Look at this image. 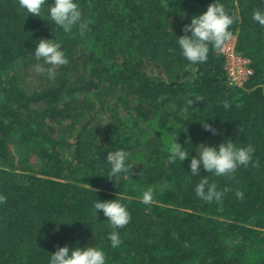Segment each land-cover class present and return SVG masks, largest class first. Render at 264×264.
<instances>
[{"label": "trees", "instance_id": "1", "mask_svg": "<svg viewBox=\"0 0 264 264\" xmlns=\"http://www.w3.org/2000/svg\"><path fill=\"white\" fill-rule=\"evenodd\" d=\"M221 2L241 18L231 28L251 70L241 86L228 84L218 49L193 65L176 43L212 0H79L83 35L55 25L47 5L46 20L0 0V264H48L58 246L86 244L102 247L107 264H264V26L251 19L264 3ZM41 38L59 40L68 59L54 80L35 72ZM175 133L189 151L181 164L167 160ZM224 139L250 144L252 162L231 176H192L195 147ZM117 148L133 166L111 180L106 155ZM202 176L221 200L195 195ZM116 196L131 221L112 248L92 207Z\"/></svg>", "mask_w": 264, "mask_h": 264}, {"label": "clouds", "instance_id": "2", "mask_svg": "<svg viewBox=\"0 0 264 264\" xmlns=\"http://www.w3.org/2000/svg\"><path fill=\"white\" fill-rule=\"evenodd\" d=\"M264 3V0H261ZM47 5V18H50L55 25L63 29L65 33L72 32L73 28L79 29L83 35L89 28V21L82 19V10L79 0H19V6L27 14L46 19L42 12ZM238 11L229 12L221 0H212L206 10L190 17V23L184 25L183 35L177 37V45L182 57L193 65L207 62L210 46L222 49L227 41L232 38L231 28L240 20ZM251 19L259 25L264 26V8L257 7L251 13ZM47 20V19H46ZM34 55L41 59L43 63L35 65V72L46 73L49 80H54L57 69L68 64V59L62 44L56 38H41L36 40ZM49 67H45V66ZM199 98H197L198 101ZM193 104V100H189ZM224 107H229L224 103ZM202 127L217 135V129L211 124L202 121ZM173 134V133H172ZM195 155L189 159V169L191 175H198L201 168L207 173L215 176H231L240 167H247L252 162L254 148L249 145H238L232 139H224L218 145H208L201 143L195 147ZM189 158V151L182 147L176 138L168 147L167 160L169 164L177 161L183 162ZM106 160L110 165L108 178H119L121 173L130 175L131 167L128 162V153L124 148H117L108 151ZM195 195L202 201L211 203L222 199L224 193L217 190L214 183H209L207 176H202L200 182L195 186ZM238 198H242L243 193H236ZM6 197L0 195V204L4 203ZM153 200L152 189H147L141 199V203L147 205ZM98 210L103 213L109 222L112 231L108 234L112 248L121 245L119 229L124 228L131 221V214L127 203L120 197L114 199L99 200L93 203L92 212L97 217ZM60 223H69L61 221ZM59 223V224H60ZM55 230H58V226ZM70 224V223H69ZM48 264H107L106 254L102 247L86 244L84 246L68 245L58 246L56 251L50 253Z\"/></svg>", "mask_w": 264, "mask_h": 264}, {"label": "built area", "instance_id": "3", "mask_svg": "<svg viewBox=\"0 0 264 264\" xmlns=\"http://www.w3.org/2000/svg\"><path fill=\"white\" fill-rule=\"evenodd\" d=\"M218 51L224 54L226 58L225 68L228 75V84L231 86H241L248 74L251 73V70L247 65L248 61L238 55H235L233 47H228L226 43L222 49H219Z\"/></svg>", "mask_w": 264, "mask_h": 264}, {"label": "rangeland", "instance_id": "4", "mask_svg": "<svg viewBox=\"0 0 264 264\" xmlns=\"http://www.w3.org/2000/svg\"><path fill=\"white\" fill-rule=\"evenodd\" d=\"M226 44L228 45V47H233L234 37H232L229 41H227Z\"/></svg>", "mask_w": 264, "mask_h": 264}]
</instances>
